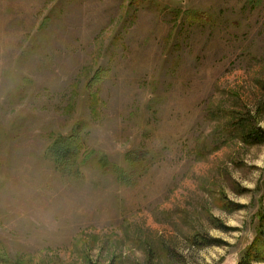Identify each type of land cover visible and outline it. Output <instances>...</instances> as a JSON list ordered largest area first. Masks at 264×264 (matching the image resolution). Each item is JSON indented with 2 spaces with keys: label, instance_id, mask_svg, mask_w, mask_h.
<instances>
[{
  "label": "rangeland",
  "instance_id": "1",
  "mask_svg": "<svg viewBox=\"0 0 264 264\" xmlns=\"http://www.w3.org/2000/svg\"><path fill=\"white\" fill-rule=\"evenodd\" d=\"M261 234L264 0H0V264H236Z\"/></svg>",
  "mask_w": 264,
  "mask_h": 264
},
{
  "label": "trees",
  "instance_id": "2",
  "mask_svg": "<svg viewBox=\"0 0 264 264\" xmlns=\"http://www.w3.org/2000/svg\"><path fill=\"white\" fill-rule=\"evenodd\" d=\"M88 85H91L90 81L87 82V86ZM76 137H78L77 130L74 131V136H58L54 139L51 148L53 149V159H55L56 163L62 162L64 160H68V162L72 160L71 156L75 153V149L78 148V140L75 139ZM248 138H250L253 142L259 141L258 139H263L260 134H248ZM261 262H264L263 235L261 239L255 240L251 246L247 247L241 253L236 264H258Z\"/></svg>",
  "mask_w": 264,
  "mask_h": 264
}]
</instances>
